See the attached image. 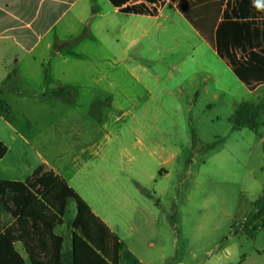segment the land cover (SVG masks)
<instances>
[{"label":"rangeland","instance_id":"1","mask_svg":"<svg viewBox=\"0 0 264 264\" xmlns=\"http://www.w3.org/2000/svg\"><path fill=\"white\" fill-rule=\"evenodd\" d=\"M172 26L154 35L151 49L130 51V69L109 72L115 77L98 99L83 97V74L96 67L91 57L74 63L63 83L74 88L66 105L10 98L14 120L0 117V139L10 148L0 179H27L41 153L67 179L79 172L73 186L83 190L89 181L95 207L135 250L167 253L168 264H242L264 253V220L255 232L244 228L264 189V140L230 119L233 102L264 101V85L250 92L200 36ZM74 212L71 202L63 234Z\"/></svg>","mask_w":264,"mask_h":264},{"label":"trees","instance_id":"2","mask_svg":"<svg viewBox=\"0 0 264 264\" xmlns=\"http://www.w3.org/2000/svg\"><path fill=\"white\" fill-rule=\"evenodd\" d=\"M167 0H109L122 13L158 16ZM249 90L264 85V0H170ZM0 87V116L12 107ZM264 101L242 102L231 116L237 130L261 136ZM8 147L0 140V160ZM75 202L72 243L57 233ZM244 228L249 234L264 220V189L252 204ZM253 236V234H251ZM22 245L27 258L17 250ZM0 264H143L90 206L48 166L26 182L0 180Z\"/></svg>","mask_w":264,"mask_h":264},{"label":"crops","instance_id":"3","mask_svg":"<svg viewBox=\"0 0 264 264\" xmlns=\"http://www.w3.org/2000/svg\"><path fill=\"white\" fill-rule=\"evenodd\" d=\"M168 7L170 14L165 13ZM170 16L174 26L178 24L181 27L184 26L185 30L190 33L189 37H201L210 47L177 9V5L170 0L166 1L159 15L155 17L122 13L109 0H0V87H3V83L6 81L11 82L10 87H4L3 96L9 103L10 98L20 97L37 99L52 109L58 105L64 106L67 104L71 93H74L73 85L63 84L70 79L71 75L72 79L74 68L72 66L76 62L88 63V57H91L90 61L95 62L96 67L92 66V69L85 70L87 73L83 74V97L98 99L104 94L101 90L102 83L115 77L109 72L116 73L118 66H122L124 69L129 66L130 69L133 63L130 51L151 49L155 45L154 35L156 33L167 34L168 28L173 27L172 23H169ZM76 50L81 52L80 58H76ZM214 53L216 54L215 51ZM83 58L85 59L83 60ZM160 62L167 67L168 63L165 59ZM179 63L182 64V61L180 60ZM177 68L179 72L183 66H177ZM234 77L236 78L235 75ZM231 78L235 82V79ZM212 79V76L206 75L204 80L210 81ZM35 82L41 83L37 89L28 85V83ZM84 83H90V85L84 86ZM59 88H63V91L58 94ZM257 90L258 88L253 92ZM233 103L235 105L241 104V102ZM10 105L12 117L9 119L13 121V104ZM26 125L28 128L33 127L30 123H26ZM16 137L20 136L16 135ZM260 138L264 140V126L261 129ZM94 142H91L92 146L96 145L93 144ZM23 143L29 146L33 145V142L26 138L23 139ZM38 157L40 163L37 168L46 165L65 179L90 206L93 213L119 237L127 250L135 255L141 263L168 264L169 259L172 260L167 253H146L140 251L136 245H134L135 250L129 244L124 243L117 230L118 227L108 218L102 216L95 207L96 203L92 195L90 196L84 187V183L89 184V181L84 182L83 179V190L79 189L77 188L79 186H73L79 177V172L71 179H67L59 170L56 171L41 153H38ZM86 166L88 167V163ZM28 178L20 182H26ZM70 204L71 202L69 206ZM75 216L76 212H74L73 219ZM66 222H68L67 219L63 226L57 229V233L65 239V247L72 243V228L68 234L61 232ZM19 247L22 249L19 250ZM17 250L23 257L27 258L22 245H17ZM252 259H255V264H264V253H252L245 256L242 264H249Z\"/></svg>","mask_w":264,"mask_h":264}]
</instances>
